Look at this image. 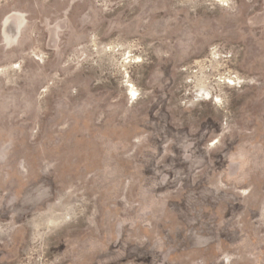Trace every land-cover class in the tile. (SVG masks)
I'll use <instances>...</instances> for the list:
<instances>
[{
	"label": "rangeland",
	"instance_id": "1",
	"mask_svg": "<svg viewBox=\"0 0 264 264\" xmlns=\"http://www.w3.org/2000/svg\"><path fill=\"white\" fill-rule=\"evenodd\" d=\"M0 264H264V0H0Z\"/></svg>",
	"mask_w": 264,
	"mask_h": 264
},
{
	"label": "bare ground",
	"instance_id": "2",
	"mask_svg": "<svg viewBox=\"0 0 264 264\" xmlns=\"http://www.w3.org/2000/svg\"><path fill=\"white\" fill-rule=\"evenodd\" d=\"M133 88V87H132ZM131 92H133V89L131 90Z\"/></svg>",
	"mask_w": 264,
	"mask_h": 264
}]
</instances>
